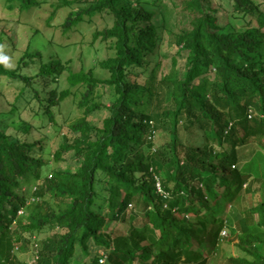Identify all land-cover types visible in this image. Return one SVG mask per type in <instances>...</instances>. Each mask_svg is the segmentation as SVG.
<instances>
[{
    "label": "trees",
    "instance_id": "obj_1",
    "mask_svg": "<svg viewBox=\"0 0 264 264\" xmlns=\"http://www.w3.org/2000/svg\"><path fill=\"white\" fill-rule=\"evenodd\" d=\"M59 1L48 25L59 6L80 5L63 20V34L85 16H111L112 25L94 34L113 50L101 63L108 77L75 72L51 54L52 41L46 54L27 48L14 67L0 61V78L12 81L5 86L19 88L16 99L31 95L33 117L57 126L60 104L70 96L83 112L67 126L76 141L62 142L52 154L59 161L71 152L73 170L49 165L42 134L26 139L32 122L22 119L16 133L0 128V264H25L14 243L41 236L34 264H102L103 258L107 264H207V253L223 243L222 231L238 251L227 264H264V181L257 204L243 207L254 180H262L252 170L264 158V0H229L239 28L219 25L211 0H172L187 23L176 35L183 64L174 57L169 69L156 55L155 12L141 1ZM3 3V10L22 15L46 0ZM152 57L157 62L150 69ZM64 72L67 86L59 88ZM98 87L108 89L107 104ZM103 108L101 124L92 125L87 116ZM11 113L0 110L2 122L10 115L14 123ZM192 130L203 137L200 149L181 138ZM158 131L169 141L156 148ZM215 184L224 188L219 210L230 206L231 221L226 213L216 216ZM137 202L142 212L129 209ZM114 222L126 224V232L124 225L113 231Z\"/></svg>",
    "mask_w": 264,
    "mask_h": 264
},
{
    "label": "rangeland",
    "instance_id": "obj_2",
    "mask_svg": "<svg viewBox=\"0 0 264 264\" xmlns=\"http://www.w3.org/2000/svg\"><path fill=\"white\" fill-rule=\"evenodd\" d=\"M139 1L144 4L146 9L155 12L153 23L157 26L160 38L159 46L156 49V55L159 56L161 65L165 69H169L172 59L175 57L178 60V66H182L184 59L177 54L179 46L176 43V35L182 27L186 26L187 20L179 13L178 9L172 6V0ZM59 2V0H46V3L41 5L39 9L32 8L30 11L18 15L15 12L3 10L4 3L3 0H0V61L4 62L9 67H14L19 57L27 48H30L31 51L40 49L46 54L43 48L49 41H52L49 48L51 54L59 58L63 63L68 62L75 72L83 68L85 71L91 70L97 78H107L108 71L101 67V63L112 55L113 50L108 41H103L101 37L95 38L94 34L112 25L111 16L108 13H98L93 17L85 16L83 21L77 23L73 27L72 31L63 34L60 30L63 20L69 12L77 11L80 5H78V2L74 1L69 6H59L55 12L51 25H48L47 21ZM211 3L217 11L216 16L218 17L219 25L229 28V24L233 23L236 28L241 27L242 24L238 23L235 19L236 16L232 12L229 0H211ZM243 25L246 26V23L244 22ZM5 56L8 58L6 61L3 59ZM156 62L157 58L152 57L150 69L156 65ZM160 69L158 71H160ZM67 75L68 73L64 72L59 78V88H65L67 86ZM11 82L12 81L8 79L0 78V84L2 85H0V94L4 95V98L0 95V110H10V112H12V118L16 121H14V123L11 122V120H9L10 115L4 117V122H2L0 117V128L3 126L7 132L16 133L23 124L22 119L32 122L34 124L33 129L31 130V134L27 135L26 139L28 140L29 136L33 138L39 137V133L42 134L43 145L47 149L48 154H50L49 165L53 167L63 166L73 170L76 166V162L71 152H64L62 159L59 161H56L52 156L62 142L71 144L76 141L75 135L68 132L67 126L82 117L83 112L78 109L73 96L61 102L59 108V123L57 126H53L50 122L46 121L45 118L42 120L43 117H33V112L30 110L27 103L31 106H35L33 107L34 109H37V107L34 103L30 102L32 99L31 95L25 94L21 98L16 99L14 91H17L19 88L14 85H10L9 87L5 86V84H11ZM137 82L144 85L145 79L140 77L137 79ZM96 92L97 95L100 96L101 101L107 104L106 94L108 89L98 87ZM77 97L79 96L77 95ZM106 114L107 110L103 108L88 115L87 120L90 121L92 125L99 126ZM36 127H38V129H35ZM226 129L228 130V128ZM194 136H197L199 141L195 142ZM181 138H184V142H186L185 138L189 139L187 142L189 146H195L199 149L203 147L202 135L200 133L195 135L193 130L189 131L187 134L182 131ZM152 141L154 147H163L165 143L169 141V136L166 133L158 131L153 135ZM208 146L216 149L222 148L218 147L216 144H209ZM223 148L228 150L230 144L225 142ZM146 153L145 151V154ZM252 172L253 177L261 178L262 180H254L252 183V195H246L243 199L244 208L249 207L251 204L255 206L262 193L264 158L256 159L255 168ZM213 187L216 192V197L215 201H211V204L215 203V207L220 211L219 209H222L220 195L224 188L218 184H215ZM131 208L135 211L142 212L145 207L143 204L138 205L137 202L130 205L129 209ZM225 213L230 217V221L233 220V212L230 206L226 207L222 212L220 211L216 216L224 217ZM254 218L255 221H258V214H255ZM112 225L113 231L120 233V228H122L124 224L114 222ZM126 228L127 225L125 224L123 226L125 232ZM53 232L55 233L57 230ZM221 234L223 235V243L214 253L210 251L207 253V264H227V258L229 256H236L238 254L235 241L228 236L227 231H222ZM42 238L43 236L28 243H14L17 256L23 260L25 264L35 263L37 253L42 247ZM200 248L201 246L198 245V249ZM87 259L89 261L91 260L89 257H87ZM81 262L83 261L79 260L78 264ZM101 262L102 264H107L104 258L100 260V263ZM133 264L139 263L135 261Z\"/></svg>",
    "mask_w": 264,
    "mask_h": 264
},
{
    "label": "clouds",
    "instance_id": "obj_3",
    "mask_svg": "<svg viewBox=\"0 0 264 264\" xmlns=\"http://www.w3.org/2000/svg\"><path fill=\"white\" fill-rule=\"evenodd\" d=\"M3 59L6 61L8 58L5 56V57H3Z\"/></svg>",
    "mask_w": 264,
    "mask_h": 264
},
{
    "label": "built area",
    "instance_id": "obj_4",
    "mask_svg": "<svg viewBox=\"0 0 264 264\" xmlns=\"http://www.w3.org/2000/svg\"><path fill=\"white\" fill-rule=\"evenodd\" d=\"M224 232V231H223Z\"/></svg>",
    "mask_w": 264,
    "mask_h": 264
}]
</instances>
